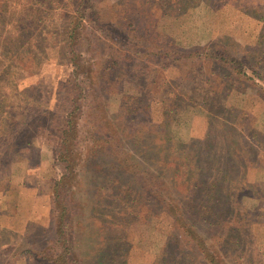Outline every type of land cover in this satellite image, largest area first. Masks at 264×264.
I'll use <instances>...</instances> for the list:
<instances>
[{"label":"rangeland","instance_id":"obj_1","mask_svg":"<svg viewBox=\"0 0 264 264\" xmlns=\"http://www.w3.org/2000/svg\"><path fill=\"white\" fill-rule=\"evenodd\" d=\"M75 6V0H0V138L18 145L10 148V167L0 168L7 174L0 184V264H35V251L57 239L54 184L64 175L58 123L77 105L83 131L64 203L72 221L66 238L79 264H209L191 249L180 252L181 228L144 189L146 172L176 184L186 178L184 166L197 181L211 171L209 183L219 177L213 171H224L214 202L243 207L239 215L223 213L225 225L249 219L253 234L228 236L226 226L210 225L199 215L210 203L181 188L172 197L177 216L208 247L224 237L227 260L233 254L264 264V77L256 74L264 71V0H91L89 12L105 15L106 29L92 23L87 35L109 31L115 42L107 59L124 57L127 67L107 71L104 82L92 74L82 92L65 52ZM129 31L156 42L158 54ZM130 47L147 54L135 59ZM110 123L125 135L135 172L120 165L112 148H91L87 129L106 127L110 134ZM128 131L142 136L143 147ZM161 131L179 143L169 166L155 145Z\"/></svg>","mask_w":264,"mask_h":264},{"label":"trees","instance_id":"obj_2","mask_svg":"<svg viewBox=\"0 0 264 264\" xmlns=\"http://www.w3.org/2000/svg\"><path fill=\"white\" fill-rule=\"evenodd\" d=\"M76 6L73 12V15L71 17L70 25L68 26V31L65 37L66 42V49L65 52L67 54V57L70 62V66L74 68V77H75V83L74 86H79L80 91H84V89L81 87V85L84 83H87V78H90V82L87 83L88 85L92 84V74H96L98 81H106L107 78V71H110L111 69L116 68L117 71H122L123 68L127 67V65H124L121 61H126L124 57L123 59H113L112 62H109L107 59L109 47V42H115V39L110 37V33L105 32L100 33L97 31H93L91 35H87L86 31L89 29V24L96 23L99 24L100 27L103 29H106V26L103 24L105 22L102 19V16L100 13H97L95 11L94 13L89 12L90 3L91 0H75ZM102 12V10H101ZM128 36L130 39L138 40V42L144 41L143 38L138 37L137 35H133L131 31H129ZM263 38V37H262ZM99 43H98V42ZM146 42L150 43V48L147 49L150 53L158 54L155 50L161 48L159 45L150 40H145ZM144 41V42H145ZM102 43V44H100ZM137 44H134L136 46ZM129 50L132 52L133 55H135V59L141 57L142 55H146L147 53H142L141 50L136 49V47L129 48ZM147 51V52H148ZM169 50H165V52H168ZM142 53V55H140ZM152 54V55H153ZM168 54V53H166ZM131 59L130 56H128V60ZM220 60H226L225 62L228 63V60L223 56L220 58ZM124 66V67H123ZM258 68V67H257ZM85 70V72L89 73L88 75H85L82 71ZM91 70V71H90ZM256 74L259 76L264 77V71L260 69ZM75 86V87H76ZM2 105H0L1 107ZM72 114H69L66 119H62L61 123H58V131L59 132V138L60 143L58 146V155L57 158L62 162L63 168H64V175L55 182L54 184V202L55 207L58 209L59 217L58 222H56V241L54 242L53 246H47L45 249L35 251V253L32 255L33 260L35 264H79V260L77 259L76 255V248L75 246L68 241L66 238L67 236V228L71 226V219L68 217L69 213V207L64 203L65 195L69 191V188L71 187L72 180L74 179V173H75V164L73 162V155H74V148L77 147V138L82 130V122L84 120L82 119L83 114H77L80 110L79 105H77ZM76 114V115H75ZM75 115V116H74ZM111 126V123H110ZM106 127L99 128L98 126L95 127H89L87 130L89 131L88 136L89 140L91 142L90 146L91 148L95 149V151H98L99 149H107L112 148L114 155L118 158V161L122 167L126 170H130L131 172H135L134 167L136 166V162L132 159L131 154L125 151L124 147V139L125 135L120 137V128L116 126L113 123V126H111L109 129H113L115 131L110 134H106L105 131ZM124 130V129H123ZM163 132V131H161ZM160 133L159 139L157 141H160L159 147L158 144L155 142L156 148L158 150V154L160 155V160L163 164L170 165V157L172 155V151L179 147V143H176L175 145L170 142L172 139L169 137L167 138V134ZM126 135L128 138L131 137L133 140H138L141 147H143V139L142 136H136L134 132L128 131L126 132ZM93 141V142H92ZM13 141L10 140H4L0 138V168L1 166L3 169L7 170L10 165L11 161L13 160L12 156V150L10 148L16 147L17 143L14 145L12 144ZM112 143V146H110ZM9 145V147H8ZM9 148L8 150L1 151V148ZM75 156V155H74ZM191 156H194L193 154ZM195 157V156H194ZM189 158V157H187ZM217 159V157L215 158ZM195 159H192L191 165L194 168ZM183 169L185 171L183 172V177H186L185 179H181V181H178L176 184H172L169 181H166L163 178L162 174L153 175V180L149 179L150 174L146 172L147 176L144 177V189L147 191V193H152L155 195V200L158 202V204L163 209L162 212H164L161 215H166L173 219L174 223L179 225V228H181L183 243L184 246L182 248V252L184 255L186 249L193 250L200 260H206L209 264H246L243 263V257H234L232 254V257L227 260L225 256L229 255V252L226 253L225 251V238L220 236L216 237V242L218 247L215 245H205L204 240L202 237L197 234V231L194 229V225H190L188 223V220L183 217L182 213H178V207L172 203V197L174 194L179 190L180 188L183 189L187 196L190 198H194L197 200L198 197H202L204 200H206L209 205L203 206L202 211L199 212V215L204 217L205 220L210 219L209 222L210 225L217 227H224L228 228L230 230V233H228V236H231L229 234H238V236H241V233H246L247 236L252 235L254 227V223L252 224V220L248 219L247 224H242L241 220L237 218H229V222L225 225V218L223 217V213H230L239 215L241 213H244L242 210L244 208L242 207L240 210L235 209H222L216 206L215 202L217 200L218 196V190L220 189V184L223 181V175L225 174L224 171H213L217 172V175L219 177H214L213 180L209 183V181H206L205 178L208 175H211V171H205L202 175V180L197 181V174L192 173L189 177L190 173H187L188 167L184 166ZM197 171H201V168H194ZM0 178L1 175L4 176L2 179H0V184L3 180H7V174L5 172H2L0 170ZM145 175V173H144ZM190 178L192 183H186L187 179ZM152 180V181H151ZM202 184V185H201ZM152 188V189H151ZM149 189H151L149 191ZM202 200V199H201ZM203 200V201H204ZM215 201V202H214ZM202 203V201H200ZM177 208V209H176ZM233 215L231 217H233ZM263 215V214H261ZM260 216V215H259ZM177 218V219H176ZM202 219V218H201ZM231 219V221H230ZM235 224L233 226L232 224ZM259 224V223H255ZM229 225V226H228ZM251 230V231H250ZM237 242H239V239H236ZM59 243V245H58ZM238 245V244H237ZM181 255V254H178ZM203 257V258H202Z\"/></svg>","mask_w":264,"mask_h":264}]
</instances>
